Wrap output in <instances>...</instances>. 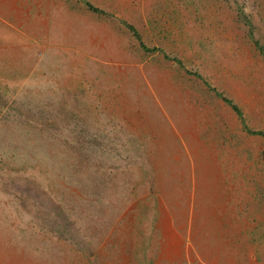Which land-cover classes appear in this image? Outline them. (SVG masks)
<instances>
[{
	"label": "rangeland",
	"instance_id": "1",
	"mask_svg": "<svg viewBox=\"0 0 264 264\" xmlns=\"http://www.w3.org/2000/svg\"><path fill=\"white\" fill-rule=\"evenodd\" d=\"M261 50L264 0H0V264H264Z\"/></svg>",
	"mask_w": 264,
	"mask_h": 264
},
{
	"label": "trees",
	"instance_id": "2",
	"mask_svg": "<svg viewBox=\"0 0 264 264\" xmlns=\"http://www.w3.org/2000/svg\"><path fill=\"white\" fill-rule=\"evenodd\" d=\"M93 10H96V11H101V12H106L104 11L102 8H99L98 6H94L93 4H91L90 2H86ZM121 22L132 32V34L137 38L139 39L140 41V45L146 49V50H151V51H154V50H157V49H160L159 47L157 46H152V47H149L147 46L144 42H143V39L141 37V34L139 33V31L136 29V27L128 22L127 20H124L122 19ZM261 48V47H260ZM263 49V48H261ZM262 53H264L263 50H261ZM167 55V54H165ZM173 59H175L176 61L180 62L179 58H176V57H173ZM187 72H190L194 75H196L197 77H201V74L197 71H192V70H189L187 69L186 70ZM207 85L210 86V88L215 91V93L220 96L226 103H228L232 109L234 111H236V113L238 114V116L242 117V110L241 108H239V106L231 99L229 98L228 96H226L225 94H223L221 91L217 90L214 86H211L206 80H203ZM243 120V123L245 122L244 119L242 118ZM244 126L246 127V129L251 132V133H257V134H261L263 135L264 137V131L262 129H259V128H249L246 126V124L244 123ZM262 158L264 159V143H263V149H262Z\"/></svg>",
	"mask_w": 264,
	"mask_h": 264
}]
</instances>
